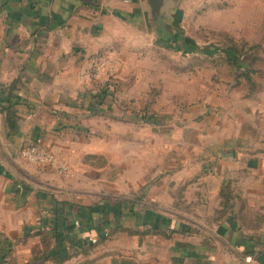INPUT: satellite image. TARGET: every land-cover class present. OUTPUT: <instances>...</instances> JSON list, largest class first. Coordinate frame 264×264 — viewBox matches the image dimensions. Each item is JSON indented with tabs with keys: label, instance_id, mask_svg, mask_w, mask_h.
Wrapping results in <instances>:
<instances>
[{
	"label": "crops",
	"instance_id": "crops-1",
	"mask_svg": "<svg viewBox=\"0 0 264 264\" xmlns=\"http://www.w3.org/2000/svg\"><path fill=\"white\" fill-rule=\"evenodd\" d=\"M145 29L144 0H0L7 264H264V75L256 91L243 84L208 104L205 121L184 113L187 124L170 116L142 122L116 103L137 97L139 81H123L134 71L135 43L152 47ZM9 95L13 117L3 111ZM30 143L75 172L23 159ZM96 240L86 254L31 263L45 249L64 253Z\"/></svg>",
	"mask_w": 264,
	"mask_h": 264
},
{
	"label": "rangeland",
	"instance_id": "rangeland-1",
	"mask_svg": "<svg viewBox=\"0 0 264 264\" xmlns=\"http://www.w3.org/2000/svg\"><path fill=\"white\" fill-rule=\"evenodd\" d=\"M176 8L179 9L173 22ZM169 9L166 21L171 32L177 31V38L163 39L155 30L154 35L149 29L139 31L153 42L152 47L149 43L146 47L144 39H139L135 43L137 50L130 56V69L134 71L123 82L139 81L134 93L136 102L116 105L120 111L131 109L139 119L148 111L163 123L170 116L172 120L181 117V122L187 124V119L182 117L184 113L191 115L190 121L197 117L205 121L210 114L205 110L208 104L214 107L232 88H242L235 85L223 53L212 50L214 55L206 54L210 46H235L243 51L256 49L264 74V0H179L176 5L170 4ZM181 37L195 45L196 50L190 51L189 44H178L177 39ZM111 84L116 97L117 82ZM209 122L212 124L215 120Z\"/></svg>",
	"mask_w": 264,
	"mask_h": 264
},
{
	"label": "trees",
	"instance_id": "trees-1",
	"mask_svg": "<svg viewBox=\"0 0 264 264\" xmlns=\"http://www.w3.org/2000/svg\"><path fill=\"white\" fill-rule=\"evenodd\" d=\"M177 43L183 45L189 44L191 45V50H196V46L192 45L189 40H187L186 38H178L177 39ZM208 53L206 52V54L208 55H214L212 50H217L222 54V57L224 58V62L225 64H227V67L229 68V71L231 72V75L233 77V80L235 82V85H243L246 84L248 85L252 91H256L257 89V77H262L263 74V69L261 68V66L258 64L260 61V56L258 55L257 51L255 50H245L243 51L242 49H238L235 46H227L224 48H219L218 46H210L208 48ZM206 51V50H204ZM203 51V52H204ZM205 53V52H204ZM110 85V84H109ZM11 87H14V85H12ZM11 92V91H10ZM4 105H3V111H6L9 114V117H13L14 115V110H13V103H12V98L7 97L6 100H4ZM140 120L142 122H153V123H158L159 122V118L156 114H150L148 111L144 112V114L141 116ZM14 123V122H13ZM221 194L225 197L226 196V190L223 188V190L221 191ZM226 204V203H225ZM109 223H107L106 225H108ZM118 228L120 229H130V227L124 226V225H119ZM115 230V227H109V229L107 230L108 233L106 235L103 236H109L111 234V232H113ZM117 230V229H116ZM39 234L43 235V240H44V236L45 238L48 237V234L45 230H42L41 232H39ZM28 235H26L25 237H27ZM102 238V237H101ZM20 240V239H19ZM22 240V239H21ZM97 244V240L91 243H85L81 246H77L74 249H70V250H66L64 253L62 252H55L49 249H45L43 250L40 254H37L34 258L33 261H31V263H36L37 260H40L41 258L44 257H53L54 259H57V261L61 262L64 261L68 258H70L71 256H73L76 253H88L95 245ZM11 245V244H10ZM46 245V242H45ZM47 246V245H46ZM11 246L9 251H11ZM10 255V252L6 251H0V264H7L8 263V259L7 257Z\"/></svg>",
	"mask_w": 264,
	"mask_h": 264
},
{
	"label": "built area",
	"instance_id": "built-area-1",
	"mask_svg": "<svg viewBox=\"0 0 264 264\" xmlns=\"http://www.w3.org/2000/svg\"><path fill=\"white\" fill-rule=\"evenodd\" d=\"M108 60H103L97 64V70L104 69ZM20 156L30 162L48 165L63 175H70L75 172V168L54 150L39 143H30L20 149Z\"/></svg>",
	"mask_w": 264,
	"mask_h": 264
},
{
	"label": "water",
	"instance_id": "water-1",
	"mask_svg": "<svg viewBox=\"0 0 264 264\" xmlns=\"http://www.w3.org/2000/svg\"><path fill=\"white\" fill-rule=\"evenodd\" d=\"M179 0H144L148 10V19L151 29L163 39H176L177 34L171 32L170 25L167 24L169 17V5H176Z\"/></svg>",
	"mask_w": 264,
	"mask_h": 264
}]
</instances>
